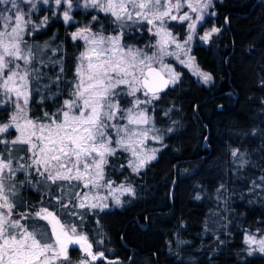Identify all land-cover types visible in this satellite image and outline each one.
I'll return each mask as SVG.
<instances>
[{
  "label": "snow or ice",
  "instance_id": "snow-or-ice-1",
  "mask_svg": "<svg viewBox=\"0 0 264 264\" xmlns=\"http://www.w3.org/2000/svg\"><path fill=\"white\" fill-rule=\"evenodd\" d=\"M38 4L48 6L53 17L62 16L65 25L73 22V9L82 8L103 13L112 27L105 34L100 16L92 15L70 34L74 46L83 42L70 79L62 45L37 46L27 39L49 22L48 16L39 23L33 20ZM211 4L212 0H0V111L8 113L7 120L0 119V264H72L70 246H79L78 264L107 260L103 251H94L103 239L90 241L83 231L85 218L120 207L122 196L135 195L131 184L116 185L108 178L109 170H117L113 158L126 160L120 170L140 175L166 147L165 130L156 127L150 114L162 94L181 81V72L166 58L203 84L212 82L213 76L191 55L195 39L209 44L221 32L213 26L198 33L206 17L216 15L208 11ZM173 22L185 30L183 38L173 33ZM145 30L154 41L143 47L125 43L130 33L142 37ZM50 66L59 69L55 79L42 71ZM46 77L48 83L41 84ZM53 84L56 92H51ZM35 95H40V105L65 98L54 111L32 116ZM257 134L264 136V129L251 133ZM149 141L160 147H151ZM231 156L237 169L250 163L239 148L232 149ZM261 172L249 189L254 194L264 190V167ZM25 185H39L43 196L38 207L18 211ZM257 231L259 236H244L248 255L264 254V229Z\"/></svg>",
  "mask_w": 264,
  "mask_h": 264
},
{
  "label": "trees",
  "instance_id": "trees-1",
  "mask_svg": "<svg viewBox=\"0 0 264 264\" xmlns=\"http://www.w3.org/2000/svg\"><path fill=\"white\" fill-rule=\"evenodd\" d=\"M38 8L33 20L39 23L48 16V25L27 39L37 46L62 45L70 79L75 57L83 50V42L74 46L70 34L85 26L92 15L100 16L105 34L112 27L103 13L91 9L74 8L73 22L65 25L62 16L53 17L48 6ZM210 11L216 15L206 17L203 26H216L221 32L209 44L192 43L191 55L202 71L213 76L212 82L198 84L184 68H175L181 72L180 83L162 94L150 113L156 127L165 130L166 147L140 175L120 170L126 160L113 158L117 170H109L108 178L116 185L131 184L135 195L122 196L120 207L85 218L83 231L90 241H104L94 247L105 253L103 264H264V257L248 255L244 243L246 233L264 229V190L249 191L264 167V136L251 135L254 129H264V0H212ZM173 25V33L183 38L185 30ZM150 39L155 38L145 30L142 37L139 32L130 33L125 43L143 47ZM58 70L42 69L53 79ZM56 90L51 85V92ZM64 98L40 105V95H35L31 115L54 111ZM7 115L0 111V119L7 120ZM169 127L175 131L167 133ZM234 148L250 160L242 169L233 163ZM23 179L18 176V181ZM43 192L39 185L21 187L18 211L38 207ZM69 256L72 264H78L82 254L70 248Z\"/></svg>",
  "mask_w": 264,
  "mask_h": 264
},
{
  "label": "rangeland",
  "instance_id": "rangeland-1",
  "mask_svg": "<svg viewBox=\"0 0 264 264\" xmlns=\"http://www.w3.org/2000/svg\"><path fill=\"white\" fill-rule=\"evenodd\" d=\"M39 6H43V4H38ZM211 8V7H210ZM210 8L208 9V11H209V13H211V11H210ZM175 23V22H174ZM211 27H213V26H202V27H198V33H199V35H203L204 34V32L205 31H208V30H210L211 29ZM185 28H186V26H185ZM77 29V28H76ZM175 34V33H174ZM185 35H186V32L184 33ZM175 35H177V34H175ZM184 35V36H185ZM183 36V37H184ZM193 43H200V44H204L203 42H201V41H199L198 39H195L194 41H193ZM166 62H168V63H170L174 68H176L177 66H181L182 68H184L193 78H194V80L198 83V84H202V85H205V84H203L195 75H193L192 74V72L191 71H189L187 68H185V67H183L182 65H179L174 59H172V58H166ZM50 231V230H49ZM253 234H256L257 236H259L260 235V233L259 232H256V233H253ZM247 246V245H246ZM70 248H75L78 252H80V254H82L81 253V251H80V249H79V246H70ZM247 248H248V246H247ZM253 255H258V256H262V257H264V254H261V253H259V252H255Z\"/></svg>",
  "mask_w": 264,
  "mask_h": 264
},
{
  "label": "water",
  "instance_id": "water-1",
  "mask_svg": "<svg viewBox=\"0 0 264 264\" xmlns=\"http://www.w3.org/2000/svg\"><path fill=\"white\" fill-rule=\"evenodd\" d=\"M224 26L226 27V24L224 23ZM176 165H174V168H175Z\"/></svg>",
  "mask_w": 264,
  "mask_h": 264
}]
</instances>
